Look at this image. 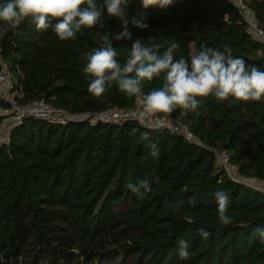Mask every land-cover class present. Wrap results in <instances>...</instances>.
<instances>
[{"label": "trees", "instance_id": "trees-1", "mask_svg": "<svg viewBox=\"0 0 264 264\" xmlns=\"http://www.w3.org/2000/svg\"><path fill=\"white\" fill-rule=\"evenodd\" d=\"M243 1L264 28V0ZM128 15L131 39L113 41L121 63L141 39L161 52L179 43L177 58L202 46H227L264 71V46L228 0H174L164 9L131 0ZM132 18L148 27L135 26ZM122 31L107 15L103 28H82L69 41L27 22L10 29L0 38V67L13 77L16 104L44 99L71 114L134 108L136 97L115 85L94 98L83 72L102 35ZM162 84L163 76L142 90ZM198 99L195 111L153 114L178 118L198 143L136 119L60 125L28 115L13 123L0 142V264H264V243L255 231L264 228V191L231 179L211 150H224L240 178L264 183V99ZM9 106L0 98V108ZM149 143L158 146V157L150 155ZM140 181L150 185L143 197L127 187ZM218 190L229 196L231 224L219 221ZM181 239L189 244L186 259L178 254Z\"/></svg>", "mask_w": 264, "mask_h": 264}, {"label": "clouds", "instance_id": "clouds-1", "mask_svg": "<svg viewBox=\"0 0 264 264\" xmlns=\"http://www.w3.org/2000/svg\"><path fill=\"white\" fill-rule=\"evenodd\" d=\"M142 7L164 9L174 0H140ZM131 0H4L0 3V38L10 29L22 23L34 25L37 31L52 28L60 41L76 38L82 28H103L105 16L121 22L122 32L103 34L101 46L86 57L84 74L90 78L88 92L98 98L113 85L129 97H139L145 113H172L177 110L195 111L200 99L213 97L217 103L235 99L242 102H257L264 99V71L256 66H248L241 57H234L232 50L224 46L218 48L202 46L190 57H176L180 48L171 42L162 52L158 45L146 46L141 39H135L125 61L121 63L113 41L131 39L128 31L130 23L128 8ZM135 26L147 28L142 21L132 18ZM163 76V84L144 93L142 85ZM142 125L144 121H139ZM137 129H133V132ZM141 139L149 140V133H141ZM150 155L159 156L155 143L147 145ZM127 187L137 196L143 197L150 191L148 181L129 183ZM217 213L223 225L232 223L227 215L229 196L223 190L215 192ZM194 204L195 201L193 200ZM261 243H264V228H257ZM207 238L209 233L199 230ZM178 254L188 258V241L178 242Z\"/></svg>", "mask_w": 264, "mask_h": 264}, {"label": "built area", "instance_id": "built-area-1", "mask_svg": "<svg viewBox=\"0 0 264 264\" xmlns=\"http://www.w3.org/2000/svg\"><path fill=\"white\" fill-rule=\"evenodd\" d=\"M228 1L238 10L242 16V19L246 23L247 30L251 36L257 39L262 44V46H264V28L258 25L252 10L246 6L243 0ZM16 94L17 89L14 87V80L11 73L6 67H0V98L10 104L9 108H0V116L8 118L11 120L12 124L20 121L28 115L38 117L52 124L60 125L65 124L72 119L84 118L100 120L104 123L119 122L125 119H136L138 121L143 120V125L148 127H167L174 134L198 143V139L178 118L156 116L143 112L141 99L139 97H136V106L132 109L107 107L95 112L71 114L65 109L54 107L44 99H37L23 106L16 104L14 101V96ZM211 150L226 170L228 176L234 180H241L240 177L239 179L234 177L233 171L235 168L228 162V156L226 152L219 148H211Z\"/></svg>", "mask_w": 264, "mask_h": 264}, {"label": "rangeland", "instance_id": "rangeland-1", "mask_svg": "<svg viewBox=\"0 0 264 264\" xmlns=\"http://www.w3.org/2000/svg\"><path fill=\"white\" fill-rule=\"evenodd\" d=\"M5 119L2 120L0 123V142H5L7 141L9 137V132H10V126H11V120L8 118L4 117ZM234 177L239 179V176H237L236 171L234 169L233 171ZM245 183L249 184L252 187H255L261 191H264V183L254 179V178H241Z\"/></svg>", "mask_w": 264, "mask_h": 264}]
</instances>
